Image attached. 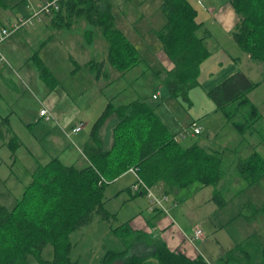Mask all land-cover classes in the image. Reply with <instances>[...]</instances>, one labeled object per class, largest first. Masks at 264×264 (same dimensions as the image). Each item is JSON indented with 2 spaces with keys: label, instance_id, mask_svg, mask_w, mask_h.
Listing matches in <instances>:
<instances>
[{
  "label": "rangeland",
  "instance_id": "1",
  "mask_svg": "<svg viewBox=\"0 0 264 264\" xmlns=\"http://www.w3.org/2000/svg\"><path fill=\"white\" fill-rule=\"evenodd\" d=\"M50 1L4 0L8 9H0L3 13L1 22L9 19L13 23L16 18L29 15L26 10L28 5L37 8ZM188 1L197 11V22L201 25L198 37L209 33L205 43L212 52V58L206 64L214 67L221 56L220 45L233 43L232 35L223 33L215 21H211L213 14L208 10L218 9L223 2L230 0H206L204 5L207 10L202 9L197 0ZM108 2L116 27L140 55L138 64L125 73L107 66L105 70L111 74L110 81L104 78L97 81L94 77L96 68L86 69L80 65L86 60L90 63L92 59L107 61V43L101 35L102 31L89 26L84 20L73 21L70 29L62 28L66 30L63 33L69 30V35L64 36L70 40L67 44L52 27V16L47 15L35 26L15 32L1 45L5 60L0 62V204L12 209L23 197L35 170L54 158L78 168L86 167L88 162L82 153V144L89 141L93 124L108 102L129 105L137 100H148L173 134L180 136L194 119H199L193 122H199L201 135H189L179 140L185 147L201 143L220 150L225 177L217 189L226 203L218 207L212 200L215 188L195 182L178 195H169L165 205L170 220L164 216L155 218L149 210L150 200L146 196H136L127 191L136 182L134 174L127 172L112 181L104 194L106 209L113 214V218L105 221L95 215L91 224L71 233L70 264H107L104 258L108 251L123 252L127 244L116 233L118 227L132 226L138 232L159 240L160 235L154 234L151 223L157 224L164 219L166 222H160L161 228L174 223L188 236L201 229L204 238L200 241V248L205 246L215 257L210 258L213 262L206 258L209 263L217 262V255L223 249L250 240L264 245V179L249 185L237 170L239 160L248 158L254 152L264 158V63L246 66L242 62L244 59L240 58L241 69L259 84L249 97L261 117L253 130L242 135L222 113L216 111L202 86L190 92L187 103L169 94L163 78L172 69V62L157 35L167 21L162 10L163 0ZM70 36L75 38L74 42H71ZM236 53L246 56L239 48ZM199 81H202L201 77ZM67 91H70L69 95ZM65 95L67 98L62 99ZM154 95L158 99H153ZM54 101L58 105L61 121L69 126L67 129L58 122H45L40 115V111L51 107ZM80 123L84 124V131L76 139L67 130ZM116 123L115 118L110 119L103 130L104 139ZM13 135L20 146L13 148L8 145ZM155 193L162 196L157 190ZM198 256L199 252L195 257ZM41 259H54L51 245L43 250ZM27 264L41 263L38 257L31 255Z\"/></svg>",
  "mask_w": 264,
  "mask_h": 264
},
{
  "label": "trees",
  "instance_id": "2",
  "mask_svg": "<svg viewBox=\"0 0 264 264\" xmlns=\"http://www.w3.org/2000/svg\"><path fill=\"white\" fill-rule=\"evenodd\" d=\"M231 4L239 17L233 40L253 63H264V0H231ZM0 9H8L4 0H0ZM1 10L0 26H6V22H1ZM162 10L167 21L157 35L172 62V69L163 80L173 98L187 103L190 92L201 86L200 69L211 56L205 43L207 37H198L201 25L197 22V11L188 0H163ZM53 15V23H63L61 27L68 25L66 20L84 18L102 31L107 43V61L92 59L83 66L96 68L97 81L111 80L110 72L105 70L107 66L125 73L138 64L139 51L116 27L104 0H61ZM258 86L239 71L208 91L207 96L216 111L243 135L253 130L261 119L249 97ZM111 118L117 123L112 130V143L106 146L101 133ZM177 136L161 121L148 100H137L129 105L110 101L94 122L90 142L83 149L88 160L86 167L65 165L54 158L35 170L23 197L12 209L0 204V264H27L31 255L38 257L41 264H70L71 233L91 224L95 215L105 221L113 218L106 209V188L130 169H135L148 187L167 196L166 202L169 195H178L199 182L215 188L212 200L223 207L226 201L217 189L225 177L222 153L209 144L194 143L185 147ZM16 138L13 135L8 145L20 146L19 141H14ZM237 170L249 185H255L264 179V158L254 152L239 160ZM128 191L147 196L144 192H135L133 185ZM115 231L122 236L129 253L111 251L105 257L106 262L123 257L124 264H208L201 256L192 259L172 251L163 241L145 233L133 236L135 233L127 226ZM136 240L141 241L139 249L144 244L149 248L139 254L131 253ZM48 245L54 248L51 261L41 259ZM218 264H264V245L255 244L253 240L236 245Z\"/></svg>",
  "mask_w": 264,
  "mask_h": 264
},
{
  "label": "crops",
  "instance_id": "3",
  "mask_svg": "<svg viewBox=\"0 0 264 264\" xmlns=\"http://www.w3.org/2000/svg\"><path fill=\"white\" fill-rule=\"evenodd\" d=\"M206 1V0H205ZM204 1V3H205ZM203 3V4H204ZM41 5V4H40ZM108 5L109 6V2L108 0H104V6ZM39 6V5H38ZM200 6V5H199ZM205 6V5H204ZM201 7V6H200ZM32 8H34L32 5H28L26 7V10H27V13L30 14V10H32ZM206 8V6H205ZM207 10V8H206ZM208 12L212 13L213 14V18L211 19V21H215V23L220 27L221 31L227 35H232V40H231V43L233 44H230L229 46L227 45H220L219 49H221V56H220V59L217 60V64L214 65V67H210V66H207V62L205 61L202 66H201V72H200V77L202 78V81H201V86H202V89L205 91V93H207L208 91H210L211 89H213L214 87L218 86L219 84H221L223 81H225L226 79H228L229 77L233 76L234 74H236L237 72L239 71H243L241 69L242 67V62L246 64V66H250L249 64H252V65H255L251 60H250V57L246 54V56H241L239 54L236 53L237 49L239 48L237 46V44L235 43V41L233 40V30L235 28V26L237 25V23L239 22V17L238 15L236 14V12L234 11L233 7H232V4H231V0L229 2H223L219 7L218 9H210L208 10ZM52 16V19H51V23H52V27L54 29H56L55 31H57L58 35L60 36V38L62 39V42L64 44H67L70 40L64 38V36H67L69 35V30L66 32V33H63L65 32L64 29H70L72 26V22L73 21H80V20H84L86 21L89 26L91 27H94L96 29H98L97 27H95L94 25L90 24L86 19L84 18H73V19H70L69 20H66L64 21L66 24L68 25H65L66 27H64V29H62L63 27L61 26H64V24L62 23V25H59L57 23H53L54 21V16L53 14H50ZM17 19V18H16ZM45 21V20H44ZM7 24L11 23L9 22V19H7L6 21ZM71 22V23H70ZM207 26H208V22H207ZM209 28V26H208ZM210 29V28H209ZM100 30V29H98ZM102 33V32H101ZM102 35V34H101ZM209 35V33L207 32L205 34V37H207ZM203 37V38H205ZM71 42H74L75 41V38L74 37H71ZM90 39H93V38H90ZM90 39L88 40L89 43H91ZM92 44V43H91ZM96 47V46H95ZM138 50V49H137ZM211 53V56L210 58H212V52L210 51ZM209 58V59H210ZM240 58H243L244 61L241 62ZM88 63V60H86L83 64H80L81 66H84ZM78 65V64H77ZM78 65V66H80ZM207 73H204L206 72ZM244 73H246L245 71H243ZM247 74V73H246ZM248 75V74H247ZM249 76V75H248ZM95 77V76H94ZM250 77V76H249ZM64 92L66 93V90H64ZM70 91L68 92L67 91V94L69 95ZM156 96V95H154ZM153 96V99H158V96L157 98H154ZM67 98V95H65L64 98L62 99H66ZM61 99V100H62ZM109 103V102H108ZM54 105V106H53ZM53 105L51 107H48L49 108V112L51 113L52 115V120L51 121H54L55 123H61V124H65L64 121L62 122L60 117H59V114H58V105L56 103V101H54ZM47 108V109H48ZM44 119V118H43ZM199 119H194L193 121H197ZM50 121V122H51ZM192 121V122H193ZM49 123V122H48ZM199 123V122H198ZM82 124V130L78 133H74L73 132V129L77 128L78 126H80ZM63 125H60L59 127H61L62 129L63 128ZM168 125V124H167ZM66 127V129L69 127L68 125H64ZM170 126V125H168ZM114 127H112L111 131L109 134H107L106 136V140L103 138V131L101 133V138L104 142V144H108L109 146L111 145L112 143V130H113ZM171 129L173 130L174 129V126L171 127ZM104 130V129H103ZM68 132H70L71 135H74V137L77 139L80 135L83 133L84 131V124L83 123H80V124H76L75 127L71 128V129H68L67 130ZM66 135L70 136L69 133L65 132ZM173 134V133H172ZM91 135V134H90ZM176 135V134H175ZM90 136H89V141L87 143L90 142ZM108 139V140H107ZM87 143L85 145H87ZM105 144V145H106ZM85 145L82 144V153H83V149L85 147ZM61 162L64 163V161H62L61 159H59ZM87 160V158H86ZM88 162V160H87ZM65 165H70V164H66L64 163ZM119 179V178H118ZM131 188V186H130ZM128 191V190H127ZM130 192V191H129ZM131 194L133 193L132 191L130 192ZM134 194V193H133ZM141 196L142 194L138 193L136 194V196ZM134 196V198L136 197ZM144 196V195H142ZM133 198V199H134ZM152 215L155 217V218H159V217H162L164 216L166 219L170 220L168 218V216L164 215V214H161V213H154V212H151ZM166 219H164L162 221V224H164L166 222ZM138 221V220H137ZM136 221V222H137ZM160 221V222H161ZM157 223V224H153L151 223L152 227L155 229L154 230V234L155 235H160V241H163L167 247L172 250V251H177V252H180V253H183L185 254L186 256H188L189 258H197L195 257L198 252H199V256H201L202 258H204L206 260V262L208 264H218V259L222 258L224 256V254L233 249V248H229V249H223V251H221V253H219L217 256H218V259H217V262H214V263H209L207 261L206 258H213L215 259V257L211 256L210 255V252L207 250V248L205 246H202L200 248V241L202 240H195L194 242H189V239L190 238H193L194 234L191 235V236H188L186 233L184 234L183 233V230L179 228H176V226H174L173 224L174 223H171L167 228L163 229L161 228L160 226L162 224ZM135 223V222H134ZM169 224V223H168ZM127 227L130 229L131 227L127 225ZM131 230V233H135V234H132L133 236H138V234H140V232H138L139 230H135L133 228L130 229ZM151 232V231H150ZM152 238V237H151ZM203 238H204V234H203ZM153 239V238H152ZM140 240V239H139ZM141 242V241H140ZM139 241L137 242V244L133 245L132 246V250H131V253H134V254H139L140 252H145L149 247H147L145 244L142 245L141 249H139L137 246H139L138 244L140 243ZM199 243V245L197 244ZM140 247V246H139ZM126 250V253L128 254L129 251H128V247H126L124 249V251ZM111 252V251H108L107 254ZM122 253V252H121ZM107 254L105 255V257L107 256ZM211 260V259H210ZM104 261H106V258H104ZM125 262V258H120L114 262H106L107 264H124ZM211 262H213L211 260Z\"/></svg>",
  "mask_w": 264,
  "mask_h": 264
},
{
  "label": "built area",
  "instance_id": "4",
  "mask_svg": "<svg viewBox=\"0 0 264 264\" xmlns=\"http://www.w3.org/2000/svg\"><path fill=\"white\" fill-rule=\"evenodd\" d=\"M61 0H51L48 3L41 4L37 8H32L30 10V14L28 16L19 17L13 23H9L6 26H0V48L1 45L10 38L15 32L20 31L23 28H30L36 25V23L41 22L44 16L53 14L59 8V2ZM205 0H198V4L202 9L206 10L204 6ZM5 58L0 49V62L4 61ZM157 98V95L154 96ZM40 115L44 118L45 122H50L52 120V115L48 109L44 108L40 111ZM190 129V130H189ZM82 130V125L73 129L74 133H78ZM201 134V127L198 122H192V124L184 131V133L178 135L176 139H185L187 136H198ZM130 172L134 174L136 178V182L133 185V190L135 192H144L146 193V197L150 200L149 210L154 213H161L168 215V210L166 208L165 202L168 200L167 196H157L155 190L153 188L148 187L145 183H143L135 169H130ZM203 239V232L201 229H197L194 232L193 238L189 239V242H194L195 240Z\"/></svg>",
  "mask_w": 264,
  "mask_h": 264
}]
</instances>
